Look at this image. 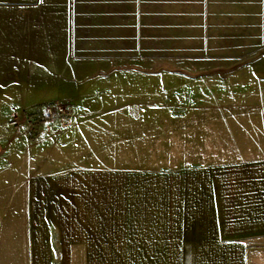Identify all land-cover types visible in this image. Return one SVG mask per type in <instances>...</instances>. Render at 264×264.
<instances>
[{
  "label": "rangeland",
  "instance_id": "1",
  "mask_svg": "<svg viewBox=\"0 0 264 264\" xmlns=\"http://www.w3.org/2000/svg\"><path fill=\"white\" fill-rule=\"evenodd\" d=\"M161 72L197 79H161ZM129 91L133 109L148 115L133 118L156 136L178 125L208 143L145 144L149 152L182 155L188 165L260 153L264 0H0V220L21 218L14 195L21 178L69 167L63 159L40 164L51 150L39 144L42 132L67 125L106 95L126 110ZM45 107H61L65 116L30 133L26 119ZM176 109L197 115L175 116Z\"/></svg>",
  "mask_w": 264,
  "mask_h": 264
},
{
  "label": "crops",
  "instance_id": "2",
  "mask_svg": "<svg viewBox=\"0 0 264 264\" xmlns=\"http://www.w3.org/2000/svg\"><path fill=\"white\" fill-rule=\"evenodd\" d=\"M180 75L197 79L159 78ZM108 97L42 132L39 144L51 150L40 164L63 159L69 167L21 178V218L0 220V264H264V145L252 158L188 165L145 144H208L197 131L164 126L156 136L133 118L148 116L133 109V92L126 110ZM98 113L112 117L94 120Z\"/></svg>",
  "mask_w": 264,
  "mask_h": 264
},
{
  "label": "built area",
  "instance_id": "3",
  "mask_svg": "<svg viewBox=\"0 0 264 264\" xmlns=\"http://www.w3.org/2000/svg\"><path fill=\"white\" fill-rule=\"evenodd\" d=\"M65 116L64 109L61 107H45L41 111L35 114H30L27 118L28 131L35 133L36 128L40 125V122H51Z\"/></svg>",
  "mask_w": 264,
  "mask_h": 264
}]
</instances>
